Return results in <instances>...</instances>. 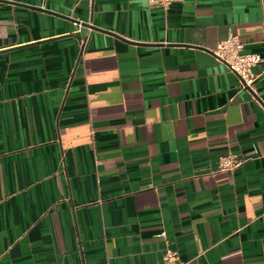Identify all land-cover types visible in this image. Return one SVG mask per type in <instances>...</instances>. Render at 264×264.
I'll use <instances>...</instances> for the list:
<instances>
[{
  "label": "crops",
  "instance_id": "0c3cea01",
  "mask_svg": "<svg viewBox=\"0 0 264 264\" xmlns=\"http://www.w3.org/2000/svg\"><path fill=\"white\" fill-rule=\"evenodd\" d=\"M230 33L264 58V0H0V264H264V64L256 97Z\"/></svg>",
  "mask_w": 264,
  "mask_h": 264
},
{
  "label": "built area",
  "instance_id": "2783aa9c",
  "mask_svg": "<svg viewBox=\"0 0 264 264\" xmlns=\"http://www.w3.org/2000/svg\"><path fill=\"white\" fill-rule=\"evenodd\" d=\"M146 1L152 7L167 9L173 3L182 2L184 0ZM215 54L218 59L228 66L229 70L238 76L241 87L245 90L252 91L255 94L254 86L257 80V75L254 72V68L259 64H264V58L256 53L244 52L243 45L240 43L237 35L234 33H230L227 39L219 43ZM259 101L264 109V99L259 98ZM244 162L245 159L239 155L228 153L227 155H223L218 158L217 168L219 171H234L238 169ZM160 236H164V233H161ZM162 264L187 263L179 259L176 251L167 249L163 254Z\"/></svg>",
  "mask_w": 264,
  "mask_h": 264
},
{
  "label": "water",
  "instance_id": "95a60500",
  "mask_svg": "<svg viewBox=\"0 0 264 264\" xmlns=\"http://www.w3.org/2000/svg\"><path fill=\"white\" fill-rule=\"evenodd\" d=\"M46 12H49V11H46ZM55 14V13H53ZM213 55H215L213 52H211ZM216 56V55H215ZM217 57V56H216ZM218 58V57H217ZM254 96H256L252 91H250ZM257 97V96H256Z\"/></svg>",
  "mask_w": 264,
  "mask_h": 264
}]
</instances>
